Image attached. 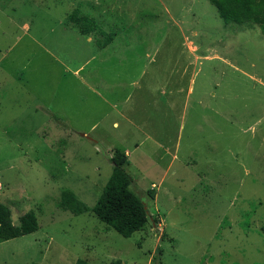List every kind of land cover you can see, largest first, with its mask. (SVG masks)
<instances>
[{"label": "rangeland", "instance_id": "374dc122", "mask_svg": "<svg viewBox=\"0 0 264 264\" xmlns=\"http://www.w3.org/2000/svg\"><path fill=\"white\" fill-rule=\"evenodd\" d=\"M115 148L128 237L90 211ZM0 203L37 221L0 264H264V32L208 0H0Z\"/></svg>", "mask_w": 264, "mask_h": 264}, {"label": "trees", "instance_id": "16d2710c", "mask_svg": "<svg viewBox=\"0 0 264 264\" xmlns=\"http://www.w3.org/2000/svg\"><path fill=\"white\" fill-rule=\"evenodd\" d=\"M208 1L215 7L223 22L256 24L264 32V0ZM68 20L76 25L83 34L92 29V20L86 15L79 16L72 12L68 16ZM109 161L111 163L110 173L98 197L90 207V211L116 233L122 237H128L144 225L148 212L141 197L129 188L132 177L123 167L127 161L124 151L115 148L109 156ZM57 204L59 208L68 210L73 215L89 210L68 189H61ZM36 229L37 221L32 210L23 212L18 217V223L13 224L9 208L0 203V241L27 234ZM73 264L90 263L83 258H76Z\"/></svg>", "mask_w": 264, "mask_h": 264}, {"label": "crops", "instance_id": "0c3cea01", "mask_svg": "<svg viewBox=\"0 0 264 264\" xmlns=\"http://www.w3.org/2000/svg\"><path fill=\"white\" fill-rule=\"evenodd\" d=\"M45 50H47L46 48H44ZM63 70H66V66H65V68H63ZM77 69H75V70H73L72 72H75ZM170 97H172V94L170 95ZM112 107H113V105H112ZM125 118V117H124ZM127 118V117H126ZM125 118V119H126ZM102 119V118H101ZM101 119H97L96 120V122H98V121H101ZM126 120H129V119H126ZM130 121V120H129ZM111 126H112V128H117L118 127V122L115 120V119H113V120H111ZM95 125V124H94ZM92 127V126H91ZM124 153L126 154V156H128V152H126V151H124ZM127 158V157H126Z\"/></svg>", "mask_w": 264, "mask_h": 264}]
</instances>
